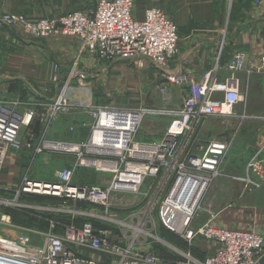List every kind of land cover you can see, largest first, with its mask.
<instances>
[{"label":"built area","instance_id":"obj_1","mask_svg":"<svg viewBox=\"0 0 264 264\" xmlns=\"http://www.w3.org/2000/svg\"><path fill=\"white\" fill-rule=\"evenodd\" d=\"M262 1L254 0V3ZM133 8L134 0H96L90 12L71 10L59 16L37 18L0 9V28L22 25L33 38L49 35L74 37L79 41V51L89 57L107 62L129 61L137 68L156 67L160 79L157 89L161 93L170 87L184 91L180 105L175 108L130 109L74 100L73 89L88 79L87 71L79 68V58L76 57L65 76H61L59 66L54 65L51 81L62 84L47 109L40 111L33 106L21 109L17 99L5 100L0 96V174L10 149L23 145L31 147L19 136L22 128H28L35 118L43 124L38 145L33 149L35 153L51 149L76 157L75 165L57 172L52 181L31 179L25 174L15 199L1 202L15 204L16 198L24 194L70 199L76 204L85 202L93 206L91 211L67 209L73 216H81L83 221L79 225L73 222L65 225L62 233H57L55 230L59 227L51 222L47 231H37L42 237L38 244H29L26 238L18 241L7 238L0 232L1 241L18 248L11 254L4 253L11 259L7 264H97L95 259L81 258V248L111 254L116 258L114 264H256L264 254L261 233L216 224L217 213L211 210L208 211L210 218L197 227L193 224L197 212L202 209L203 197L220 175L231 144L229 137L208 139L199 147L198 154L189 153L188 148L184 158L177 157L179 140L188 137L195 120L235 116V106L245 98L241 82L235 75L241 71L247 75L262 71L264 55L255 59L244 51H234L226 63L229 75L223 80H218L213 70L195 80L190 72L170 68L180 40L172 18L158 7L145 9L142 18H138ZM32 94H36L35 91ZM71 109L85 111L89 117L85 140H48L49 122L59 112ZM150 112L169 118L164 135L150 144L134 141L132 136L142 116ZM131 114L139 115V119L130 121ZM129 127L132 130H128ZM70 130L74 127L70 126ZM26 134L33 136L32 133ZM76 167L108 174V181L93 186L76 184L73 182ZM159 171L162 177L155 186ZM147 176L153 178L149 191L154 188L156 196L162 194L157 220L149 208L142 213L127 212L120 217L116 210L131 211L133 208L125 201V195L138 193ZM240 180L243 192L261 187L264 182V141L246 161ZM22 206L33 208L26 202ZM56 209L65 211L62 207ZM157 224L177 234L186 244L190 245L196 237H201L214 243V249L202 258L181 252L180 259L175 256L163 259L149 251L155 240L169 245L150 231L157 228ZM123 228L133 230L128 241L122 233Z\"/></svg>","mask_w":264,"mask_h":264},{"label":"rangeland","instance_id":"obj_2","mask_svg":"<svg viewBox=\"0 0 264 264\" xmlns=\"http://www.w3.org/2000/svg\"><path fill=\"white\" fill-rule=\"evenodd\" d=\"M0 1H4L5 6L10 11L16 12H18V10L14 9H19L21 4H25V0ZM95 1L96 0H76V5L68 6L65 12L71 10H84L90 12V10L95 7ZM155 1L157 4L161 0ZM175 1L179 2V0ZM162 2L160 4L164 6L167 0H162ZM144 3L145 0L134 1L133 9L135 15L138 18H142L143 9L139 11L137 9V6L138 4L142 5ZM217 7L218 6H215V10H213L214 14L218 13ZM221 14H223V22L224 17L226 16V11L223 10ZM221 14L218 13V15ZM49 36H46L45 38H33L23 30L22 25L0 28V80H2L0 82V85L5 82L4 77H6V80H8L11 79V76H13V72H8L5 66L7 56L14 52L25 53V46L33 43V40L43 41ZM63 36L64 35H56L54 37L60 38ZM41 47L42 49H45L43 46ZM81 55H83V53L78 51L79 62ZM46 58L51 67L50 72H53V67L55 64L59 66L56 61H59L61 63L59 59H55L50 54H47ZM58 68L59 74H61L62 71L60 66ZM79 68H81L80 63ZM121 69L125 73V76L128 75V82H130V84L127 87L129 88V90H125L124 93H121L119 95L116 94L113 98L112 95L107 96L106 93H103V89L99 83L101 81L98 80L97 83H95V87L97 89L94 90V95L92 96L95 104L112 105L130 109H161L163 107L175 108L180 105V102L182 100L181 97L184 93L183 89L179 87H170L168 91L161 93L157 89V84H152L150 86H146L143 89H140V86H134L132 82H137L139 75H144L143 68H140L138 70L136 69V67L130 64L128 66L122 67ZM235 76L238 77L239 81L241 82L242 92L245 98L242 102L235 106L234 114L243 115L242 118L233 116L231 118L206 117L197 119L193 122L191 133L188 134V137L181 138V140H179L180 148L177 152L178 159H182L185 157L188 148H190L188 150L189 153L193 152L195 154H198L199 147L208 139L228 136L231 140V144L227 150L221 166L220 175L215 179L216 181L214 180L213 184L210 186L207 193L203 197V200L201 202L202 209L197 212L193 220V224L195 225V227L199 226L202 222L210 218L208 212L209 210L213 211L214 213H218L217 207H219L220 204L224 202V200L228 196V191H222V193L219 194L221 196L216 195L214 192L215 185L221 180L227 181L228 184H231L234 180H239L241 182L240 178L244 175V166L249 158L248 156L252 149L255 148L256 141L259 136L261 139L264 135V117H259V119L244 120V112L251 113L252 111H255L264 116V85H255L254 91L252 89V81L254 79H257L258 76H261V73L256 72L247 75L245 71H241L236 73ZM91 78L92 77L88 76L87 81L91 80ZM247 80L249 82V85L246 87ZM156 82H160V80H156ZM54 86L51 83L47 86L40 85V87H42L40 88L43 101L42 106H44L45 108L49 105L48 98L49 94L51 93L50 89L53 91ZM33 87L37 86L34 85ZM3 88L4 87H2V89ZM59 88L60 86L59 84H57L56 92L59 91ZM251 95L252 98L250 97ZM45 113L48 114V111H45ZM88 123L89 117L87 113H85V111L74 109L65 110L59 112L57 116L49 122L46 137L51 141L80 142L85 140L87 136ZM168 123L169 118L164 117V115L162 114L153 112L146 113L142 116V120L139 126L133 133V140L145 144H150L154 140L159 141L160 138L164 135V131ZM70 126H73L74 130L71 131ZM31 132L32 125H30L28 128H22L19 138L22 142L29 143L31 147H25V145H23L18 149H10V152H13L14 156L16 157V160L14 161V169L9 170L7 166H4L0 174V232L6 231L8 234H10L6 236L7 238H11L17 241L18 239L25 240L26 238L29 244H38L39 242H41L42 237L37 233V231H47L51 222H54L59 228H64L65 225H68L72 222L74 223V225H79L83 221L81 216H73V214L67 211V209L76 208L79 210L91 211L93 206H90L85 202H81L83 204H76L70 199L50 198L39 195L25 196L24 194H20L16 198L15 204H7L1 202L3 199H15L17 189L22 181L24 173L29 175V178L31 179L52 181L55 179V174L57 172H59L63 168H71L75 165L76 157L71 154H66L51 149H45L44 151L35 153L33 149L38 145V137L40 134L38 136L36 135V137L26 134ZM27 167H29V170L25 172ZM158 173L159 174L155 186L159 185L160 178L162 177L161 172L159 171ZM108 178V174L106 175L98 173L90 168L76 167L73 175V182L76 184L89 186L102 185L105 183V181H108ZM152 181L153 178L151 176H147L138 193L125 195V201H127L129 206H132L133 208H131V211H126L125 209L116 210L117 213H119L120 217H124L127 212L131 214L137 212L142 213L145 208H149L152 210L151 215L155 220H157V213L160 206L162 194L156 196L157 191L154 188L150 189L149 191V185L152 183ZM147 190L149 191V193L147 197H145L144 195ZM154 198L155 200H153ZM25 202L29 205H32L33 208H25L24 206H22V204H25ZM129 206L127 205V207ZM59 207L64 208L65 211H59L58 209H56ZM219 218L220 216L219 214H217L214 218V221L216 222V220H219ZM150 231L152 233H155L159 237H162L165 241L169 242L168 245L166 243L155 240L152 241V244L149 246V251L153 252L163 259L173 258V256H175V258L177 259H180L181 252H189L191 255L199 258H202L204 257V255H206V253L200 254L202 252L197 245L201 240L203 242L207 241L201 237H196L194 241L189 245L185 242L183 243L177 234L163 229L159 224H157V228H154L153 230L151 229ZM132 232L133 230L123 228L122 233L125 234L127 241L129 240V236L130 234H132ZM162 234L167 235L170 238L163 237ZM116 237L117 234L114 235L113 238L116 239ZM15 250H18L16 246L6 244L5 242L0 240V252H3V254H11L10 252H13ZM101 253L113 257V255L111 254L104 252Z\"/></svg>","mask_w":264,"mask_h":264},{"label":"crops","instance_id":"obj_3","mask_svg":"<svg viewBox=\"0 0 264 264\" xmlns=\"http://www.w3.org/2000/svg\"><path fill=\"white\" fill-rule=\"evenodd\" d=\"M161 2L162 0L156 4L155 0H145L144 4H138L137 9L139 11L143 9L142 12H144L145 9L158 7L164 10L177 25L180 40L177 53L170 63L171 69L180 68L190 72L195 80H199L202 74L208 70H213L214 76L218 80H223L229 75L226 63L234 51H244L255 59L264 55V0L260 4H255L254 0H179V2L167 0L164 6L160 4ZM73 5H76V0H25L24 5L21 4L19 9L14 10L33 18L54 17L63 14L68 6ZM215 6H218L219 14L223 10L226 11L223 22V14H214ZM0 9L9 10L4 1H0ZM78 43L79 41L74 37L55 38L49 36L43 41L33 40V43L25 46V53L14 52L8 55L5 66L8 72H13V76L8 80L5 77V82L0 85L1 98L5 100L17 99L21 109L30 106L37 110L45 108L42 106L43 101L40 92L42 87L40 85L47 86L50 83L55 85L53 91L50 89L48 104L58 93L56 92L57 84L50 81L52 71L50 72L51 67L46 58L47 54L61 61V63L56 62L61 68V76H65L72 61L78 57ZM41 46L45 49H42ZM79 63L81 69L86 70L90 74L88 76L92 78L76 86L73 97L92 104H95L92 96L94 90L97 89L95 83L98 80L101 81L99 83L103 93H106L107 96L112 95L114 98L116 94L119 95L125 90H129L127 87L130 84L128 75L125 76L121 68L130 64L136 67L134 63L129 61H100L86 54L81 55ZM136 69L139 70L140 68L136 67ZM143 73L144 75H139L137 82H132L134 86L137 85L143 89L146 86L159 83L156 82V80H160L156 67L147 65L143 68ZM257 73H261V76L252 81L253 91L255 85H264V69ZM61 84L59 83V86ZM34 85L37 87H33ZM248 85L247 80L246 87ZM2 87L4 88L2 89ZM33 91L36 94L33 95ZM250 97L252 98V95ZM244 115V120L264 117L255 111L244 112ZM235 116L242 118L243 115ZM37 119L35 118L31 124V133L34 137L41 135L43 130V124ZM263 141L264 135L261 139L259 136L255 148L248 156L249 158L258 150ZM6 159L4 166L13 170L16 160L13 152L8 153ZM28 168L25 172L29 170ZM24 176L25 173L22 180ZM222 191H228V196L217 207V214L220 218L216 220V224L229 228L253 229L264 236V182L259 188L252 187L243 192V184L239 180H234L231 184L221 180L215 185L214 192L219 195ZM55 231L57 233L63 232L62 228ZM1 232L10 235L6 231ZM197 245L202 252L200 254H207L214 249V243L209 241L203 242L201 240ZM80 257L88 260L95 259L97 264H114L116 259L114 256H107L88 248H81Z\"/></svg>","mask_w":264,"mask_h":264},{"label":"bare ground","instance_id":"obj_4","mask_svg":"<svg viewBox=\"0 0 264 264\" xmlns=\"http://www.w3.org/2000/svg\"><path fill=\"white\" fill-rule=\"evenodd\" d=\"M73 93H74V89H73ZM74 100H81V101H83L84 102V100H82V99H74ZM127 118V117H126ZM130 121H132V119H136V120H138L139 119V115H134V114H131L130 115ZM128 130H132V128L131 127H129L128 128ZM145 147V146H144ZM145 148H149V147H145ZM10 258L9 257H7V256H5L4 254H0V264H7V263H10Z\"/></svg>","mask_w":264,"mask_h":264},{"label":"water","instance_id":"obj_5","mask_svg":"<svg viewBox=\"0 0 264 264\" xmlns=\"http://www.w3.org/2000/svg\"><path fill=\"white\" fill-rule=\"evenodd\" d=\"M256 264H264V254L259 258Z\"/></svg>","mask_w":264,"mask_h":264},{"label":"trees","instance_id":"obj_6","mask_svg":"<svg viewBox=\"0 0 264 264\" xmlns=\"http://www.w3.org/2000/svg\"><path fill=\"white\" fill-rule=\"evenodd\" d=\"M162 236H163V237H166V238H170V237H169V236H167V235H163V234H162ZM182 242H183V241H182ZM183 243H184V242H183Z\"/></svg>","mask_w":264,"mask_h":264}]
</instances>
